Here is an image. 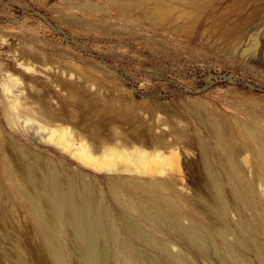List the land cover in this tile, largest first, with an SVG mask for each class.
I'll return each mask as SVG.
<instances>
[{"label":"rangeland","instance_id":"obj_1","mask_svg":"<svg viewBox=\"0 0 264 264\" xmlns=\"http://www.w3.org/2000/svg\"><path fill=\"white\" fill-rule=\"evenodd\" d=\"M31 166L81 177L120 235L139 218L155 263L264 264V0H0V264H52L15 192ZM150 197L182 226L145 216Z\"/></svg>","mask_w":264,"mask_h":264},{"label":"bare ground","instance_id":"obj_2","mask_svg":"<svg viewBox=\"0 0 264 264\" xmlns=\"http://www.w3.org/2000/svg\"><path fill=\"white\" fill-rule=\"evenodd\" d=\"M163 9L164 8L160 10ZM161 14L165 13L163 12ZM7 89H10V86H8ZM23 110H25V108H23ZM54 132H56V130H53V133ZM227 136L225 133V137ZM55 138L57 137L55 136ZM101 148L103 149L102 144ZM101 152L103 151L101 150ZM73 153L83 161H95L94 166L97 169H103L102 166L96 164L97 158L91 151L85 150L84 148H76ZM140 153V155L134 154L136 155L135 158L137 161L142 160L147 155L145 150H141ZM105 154L108 155L107 151ZM105 154L103 152V155ZM120 155L125 158L123 154ZM116 157L117 155L110 158V163L106 166L108 170H115V168L118 167V163L115 162V159H117ZM233 165L235 164L233 163ZM35 166L26 169V173L23 168L32 187L31 189L33 190V193L26 194L23 184L19 183L15 185V192L18 196L25 199L30 216L36 225L38 233L48 247V251L52 257V264H71L69 262L70 251H68V249L66 250L64 246V242L66 241H71L72 252L78 256L79 264H106V259L101 248L103 240L111 242L118 240L121 246L125 249L126 253L122 250L114 253L113 259L117 264H158L152 260V256L150 257L149 254L136 250L133 246V239H143L147 242L157 243V240L153 238L154 236L152 237V235L142 230L140 223L138 222L139 218L129 214L126 209H121L122 211L119 215H121L120 221L122 227L129 229L130 231L128 233L124 232L120 235V233H116L112 230V224H115V220L111 217L109 210L105 208L102 201H100L101 199L93 195V188L90 184L83 182L84 180L82 181L81 177H78L77 175H71L65 182H63L60 175L54 169H48L42 174H39ZM143 171H146V169H143ZM12 188H10V190ZM217 191L219 198L223 200L221 190ZM130 201V204L132 203L134 206L139 204L134 198ZM170 204L171 202L165 198L159 200L157 197H150L145 205V210L143 209V214H145V216L153 214L162 222L169 217V221L173 225L181 227L180 215ZM165 206H168L169 208L166 209ZM7 208H9V206ZM182 231L189 240L199 247L202 246L205 237L195 226L183 227ZM163 247L167 250L165 246ZM174 258L177 259L176 256H174Z\"/></svg>","mask_w":264,"mask_h":264}]
</instances>
